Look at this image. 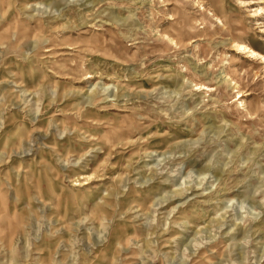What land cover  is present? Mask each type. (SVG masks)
I'll return each mask as SVG.
<instances>
[{"label":"rangeland","instance_id":"1","mask_svg":"<svg viewBox=\"0 0 264 264\" xmlns=\"http://www.w3.org/2000/svg\"><path fill=\"white\" fill-rule=\"evenodd\" d=\"M263 7L0 0V264H264Z\"/></svg>","mask_w":264,"mask_h":264},{"label":"bare ground","instance_id":"2","mask_svg":"<svg viewBox=\"0 0 264 264\" xmlns=\"http://www.w3.org/2000/svg\"><path fill=\"white\" fill-rule=\"evenodd\" d=\"M263 10V12H264V7L262 8ZM169 20H171L170 18H169ZM186 31V30H185ZM239 45V49H241V50H246L247 52H249L251 55H254V52L251 50V49H249L248 47H246V46H244V45H242V44H238ZM226 75V74H225ZM224 76V75H223ZM241 104H242V101H239ZM1 195H2V193H1ZM0 195V196H1ZM4 197V196H3ZM0 198V219H1V217H3L5 214H6V212L8 211V207L6 206V204H5V200H4V198Z\"/></svg>","mask_w":264,"mask_h":264}]
</instances>
